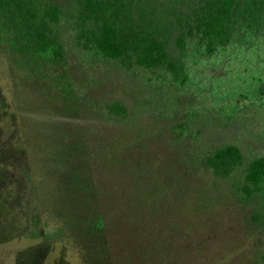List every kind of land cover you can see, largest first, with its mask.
<instances>
[{
	"label": "rangeland",
	"instance_id": "rangeland-1",
	"mask_svg": "<svg viewBox=\"0 0 264 264\" xmlns=\"http://www.w3.org/2000/svg\"><path fill=\"white\" fill-rule=\"evenodd\" d=\"M57 1L62 66L0 46V264H264V193L241 189L264 156V24L211 56L191 42L176 84L80 49ZM226 144L243 161L218 177Z\"/></svg>",
	"mask_w": 264,
	"mask_h": 264
},
{
	"label": "trees",
	"instance_id": "trees-1",
	"mask_svg": "<svg viewBox=\"0 0 264 264\" xmlns=\"http://www.w3.org/2000/svg\"><path fill=\"white\" fill-rule=\"evenodd\" d=\"M67 15L76 45L123 68L163 70L176 84L186 80V52L191 42L213 55L238 28L264 24V0H72ZM66 15L57 0H0V46L32 73L65 62L60 21ZM126 113L118 103L108 106ZM233 144L215 148L204 160L218 177L242 164ZM241 189L246 197L264 193V156L245 166Z\"/></svg>",
	"mask_w": 264,
	"mask_h": 264
}]
</instances>
